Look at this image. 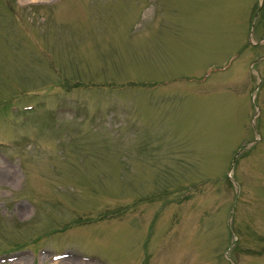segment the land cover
<instances>
[{"label":"rangeland","instance_id":"1","mask_svg":"<svg viewBox=\"0 0 264 264\" xmlns=\"http://www.w3.org/2000/svg\"><path fill=\"white\" fill-rule=\"evenodd\" d=\"M0 264H264V0H0Z\"/></svg>","mask_w":264,"mask_h":264},{"label":"trees","instance_id":"2","mask_svg":"<svg viewBox=\"0 0 264 264\" xmlns=\"http://www.w3.org/2000/svg\"><path fill=\"white\" fill-rule=\"evenodd\" d=\"M223 175V177H224V174H222ZM226 177V176H225ZM216 179H219V178H216Z\"/></svg>","mask_w":264,"mask_h":264}]
</instances>
